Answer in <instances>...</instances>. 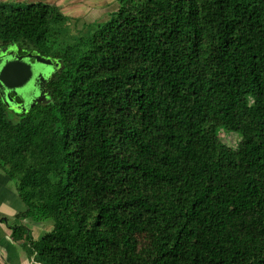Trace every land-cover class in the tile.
<instances>
[{
  "label": "trees",
  "instance_id": "trees-1",
  "mask_svg": "<svg viewBox=\"0 0 264 264\" xmlns=\"http://www.w3.org/2000/svg\"><path fill=\"white\" fill-rule=\"evenodd\" d=\"M118 1L60 48L57 6L0 10V48L59 63L17 122L0 94L16 217L53 223L12 240L36 264H264V0Z\"/></svg>",
  "mask_w": 264,
  "mask_h": 264
},
{
  "label": "rangeland",
  "instance_id": "rangeland-1",
  "mask_svg": "<svg viewBox=\"0 0 264 264\" xmlns=\"http://www.w3.org/2000/svg\"><path fill=\"white\" fill-rule=\"evenodd\" d=\"M38 3L57 6L67 17L64 23L54 25L51 31L50 40L55 42L57 48L76 44L79 39L88 36L87 33L90 28V26L87 27L88 25L94 24L96 26L108 22L119 8L118 0H2L0 10L27 9ZM91 33L92 31L88 34ZM45 70L53 73L49 68H45ZM247 109L246 112L244 111L245 113L243 112L240 120L234 123L228 131L220 130L219 132L222 140L231 148H235L241 138L239 129L247 127L252 122L253 105L251 102L248 103ZM7 117L13 122L18 121L17 116L10 109L7 111ZM8 219L12 220V217ZM43 224L44 226L35 230L32 236L36 241L41 240L46 233L53 229L52 222ZM30 260L33 262L32 258ZM32 264L36 263L33 262Z\"/></svg>",
  "mask_w": 264,
  "mask_h": 264
},
{
  "label": "water",
  "instance_id": "water-1",
  "mask_svg": "<svg viewBox=\"0 0 264 264\" xmlns=\"http://www.w3.org/2000/svg\"><path fill=\"white\" fill-rule=\"evenodd\" d=\"M3 48L0 57V94L8 108L16 113L26 112L28 108L48 97L46 84L59 67L50 58L40 54L19 55L20 47L16 44ZM49 68L50 73L45 70ZM11 93L24 102L16 105Z\"/></svg>",
  "mask_w": 264,
  "mask_h": 264
},
{
  "label": "crops",
  "instance_id": "crops-1",
  "mask_svg": "<svg viewBox=\"0 0 264 264\" xmlns=\"http://www.w3.org/2000/svg\"><path fill=\"white\" fill-rule=\"evenodd\" d=\"M25 210L26 205L20 199L13 181L0 169V262L3 264L33 263L25 249L12 240L10 225H23L33 236L35 230L42 228L46 222L18 219L16 215ZM11 217L12 220L8 219Z\"/></svg>",
  "mask_w": 264,
  "mask_h": 264
},
{
  "label": "flooded vegetation",
  "instance_id": "flooded-vegetation-1",
  "mask_svg": "<svg viewBox=\"0 0 264 264\" xmlns=\"http://www.w3.org/2000/svg\"><path fill=\"white\" fill-rule=\"evenodd\" d=\"M10 47H11V46H8V49H9ZM4 48H6V47H4ZM2 49H3V47L0 48V57H1V55H2V53H1V50H2ZM8 49H7V50H8ZM22 52H24V50L20 49V50L18 51L19 55H24V54H27V53H28V52H26V51H25V53H22ZM11 97L13 98L14 103H15L16 105H19V104H21V103L24 102L19 96H16V95H14L13 93H11ZM9 109H10V108H9ZM10 110H12V109H10ZM12 111H14V110H12Z\"/></svg>",
  "mask_w": 264,
  "mask_h": 264
}]
</instances>
